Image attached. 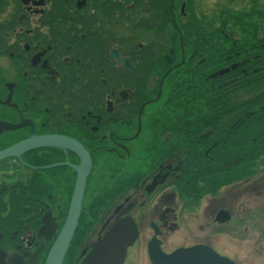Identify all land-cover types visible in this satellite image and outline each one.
<instances>
[{
    "label": "flooded vegetation",
    "instance_id": "flooded-vegetation-1",
    "mask_svg": "<svg viewBox=\"0 0 264 264\" xmlns=\"http://www.w3.org/2000/svg\"><path fill=\"white\" fill-rule=\"evenodd\" d=\"M131 8L132 0H0V110L14 118L5 123L24 125L14 132L15 144L34 129L36 137L79 143L92 160L63 264H240L228 253L229 227L240 223L237 212L216 207L214 199L229 187H240L234 197L242 198L259 174L211 190L219 183L212 175L226 179L230 168L243 164L242 152L212 145L211 136H200L195 152L182 153L177 162L171 159L179 151L165 159L148 152V110L162 95L163 80L155 99L134 102L148 79L137 75L129 54ZM113 51L129 59L134 71L119 65ZM119 68L128 72L126 82L117 79ZM32 152L53 156L51 165H68L57 168L62 184L50 187L48 201L41 202L40 227L14 233L12 240L0 237V264H45L68 217L77 181L72 167L81 159L68 150ZM187 156L194 161L187 164ZM191 164L186 180L183 172ZM186 184L189 200L182 202ZM257 189L255 184L250 194ZM230 201L240 206V200Z\"/></svg>",
    "mask_w": 264,
    "mask_h": 264
},
{
    "label": "trees",
    "instance_id": "trees-1",
    "mask_svg": "<svg viewBox=\"0 0 264 264\" xmlns=\"http://www.w3.org/2000/svg\"><path fill=\"white\" fill-rule=\"evenodd\" d=\"M199 4L132 0L128 40L137 75L148 79L134 102L155 99L164 80L161 98L149 115V153L164 159L177 151L191 155L200 136H211L217 147L227 144L228 153H243L242 166L230 168L226 179L212 175L219 179L211 184L212 190L255 177L256 164L264 170V9L220 10L213 18ZM237 32L239 38L231 34ZM144 35H150L148 42ZM139 43L145 44L138 47ZM116 77L126 82L129 76L119 68ZM4 135L10 144L0 151L15 144L14 133ZM52 158L48 153H27L22 161L32 175L0 174V237L12 240L14 233L40 227L41 202L48 201L50 187L62 184L60 169H42L54 163ZM191 161L193 157H185L187 164ZM185 168L188 180L192 164ZM52 173H59L53 182L46 178ZM185 187L182 196L190 195L189 185Z\"/></svg>",
    "mask_w": 264,
    "mask_h": 264
},
{
    "label": "rangeland",
    "instance_id": "rangeland-1",
    "mask_svg": "<svg viewBox=\"0 0 264 264\" xmlns=\"http://www.w3.org/2000/svg\"><path fill=\"white\" fill-rule=\"evenodd\" d=\"M251 0H199V6L202 9H208L210 14L214 16L219 14L220 10H232L234 12L242 10L240 8L250 10L252 7L249 6ZM261 5H264V0H260ZM185 7V4L183 5ZM250 7L249 9L247 7ZM236 10V11H235ZM124 34H127V29L123 30ZM235 38H239L240 33H231ZM150 35H144L143 40L149 41ZM155 105L149 108V112H152ZM0 121L7 122V120L14 119L11 114H8L0 110ZM9 137L0 138V147L5 144H10L8 141ZM141 152V151H139ZM180 155L174 156L171 161L177 162L183 159L182 152ZM260 164V163H259ZM261 164H256L257 173L259 176L255 179V183H250L248 186L243 188L245 190L242 198L234 197V194L238 192L240 187H229L218 192V195L214 199V203L217 206L228 205L233 207L234 211L237 212L236 219L238 218L239 224H233L229 227V250L230 255L240 259V264H264V170H262ZM12 174L18 172V177L21 175L30 176L32 172L24 168L17 160L6 161L0 163V174ZM47 176V175H46ZM253 180V179H251ZM54 180L52 179L51 182ZM248 182H246L247 184ZM257 184L258 189L256 193H251L254 185ZM170 193L172 190L169 191ZM177 196V194H176ZM179 199L182 202L188 201V195L180 196ZM179 200V201H180ZM230 200H240V206H234ZM230 201V202H229ZM87 203V200H86ZM230 203V204H229ZM88 204V203H87ZM86 205V204H85ZM243 207V209H242ZM238 233V235H236ZM252 235H259L258 239L254 240ZM242 236V241H241ZM244 236V237H243ZM259 240V241H258ZM243 242V243H242Z\"/></svg>",
    "mask_w": 264,
    "mask_h": 264
},
{
    "label": "water",
    "instance_id": "water-1",
    "mask_svg": "<svg viewBox=\"0 0 264 264\" xmlns=\"http://www.w3.org/2000/svg\"><path fill=\"white\" fill-rule=\"evenodd\" d=\"M112 57L119 65H122L125 70H130L132 72L134 71V67L132 66L130 60L121 58L117 51L112 52ZM182 63H184V59ZM23 127L24 125L15 126L12 124L0 122V130L3 132L17 131ZM40 149L68 150L75 153L81 159L80 166L72 167L77 173V181L72 201L70 204L67 220L46 260V264H63L80 219L87 179L90 174V169L92 167V160L91 157L88 155L87 151L84 149V147L79 143L62 136L36 137L34 135V129H32V132L28 139L8 149L0 151V161L13 158L20 160L22 155ZM66 165H55L48 167L47 169ZM220 216L225 217L227 216V213L223 212L220 214Z\"/></svg>",
    "mask_w": 264,
    "mask_h": 264
}]
</instances>
